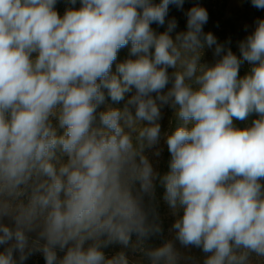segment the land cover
Segmentation results:
<instances>
[{
    "label": "clouds",
    "instance_id": "clouds-1",
    "mask_svg": "<svg viewBox=\"0 0 264 264\" xmlns=\"http://www.w3.org/2000/svg\"><path fill=\"white\" fill-rule=\"evenodd\" d=\"M184 2L80 0L61 16L57 0H0V264L33 251L46 264H133L125 250L181 264L172 241L145 247L160 231L145 205L157 182L177 217L175 240L210 254L203 264H264V19L238 57L203 31L200 6L174 38L175 19L153 30ZM129 44L135 58L113 73ZM213 46L220 59L202 63ZM133 89L123 108L97 111L106 94L119 103ZM161 141L171 157L163 175L146 155L159 157ZM112 244L123 250L108 258ZM57 249H67L62 258Z\"/></svg>",
    "mask_w": 264,
    "mask_h": 264
},
{
    "label": "rangeland",
    "instance_id": "rangeland-1",
    "mask_svg": "<svg viewBox=\"0 0 264 264\" xmlns=\"http://www.w3.org/2000/svg\"><path fill=\"white\" fill-rule=\"evenodd\" d=\"M154 3H159L160 0H153ZM193 6H200L207 10L208 12V22L203 26V31L205 33L211 32L217 39L219 44L224 45L225 50L231 49V51L240 56L239 44L240 42L246 40L247 36L252 34L256 27V21L259 19H264V9H257L252 6L251 0H185L183 8L178 9L176 6L170 5L168 16L166 17L165 24L159 26L157 24H152L153 30L160 34L167 30V23L171 19H175L177 22V27L171 35L173 38L176 33L187 30V15L186 13ZM79 8L80 0H76V4L72 5L69 0H57L55 6L56 11L63 16L64 12L68 8ZM215 46L212 48L205 47L202 63H207L208 65H213L217 60L220 59L219 56L214 55ZM135 58L130 56V44L129 46L122 48L117 56L116 62L112 66L113 73L116 72V65L118 63L124 62L126 59ZM251 65L248 62H244L239 71V75L242 77L249 72ZM169 73L173 70L168 69ZM171 87V83L164 90L165 92ZM106 91V90H105ZM133 92L125 94L124 100L119 103H113L110 98H107L104 105L98 108L99 111L105 110L107 106L120 107L123 108L127 103V100L131 97ZM155 95V94H153ZM256 117H251L248 121H234L236 127L244 128L251 125V120ZM170 120H172V109L170 106L165 105L162 108V119L160 121L162 126V132L169 130ZM56 123L55 121L53 122ZM62 132V130H59ZM162 149L161 155L155 157L152 155L151 150L146 151L150 161L153 163L154 168L161 174H165L169 171V161L171 159L170 153L167 151V146L161 141L159 146ZM139 185H137L138 187ZM165 188L156 183L154 196L152 198L145 197V205L149 209V220L156 225H159L160 231L154 232L145 240V247L147 248H157L162 246L168 241H172L175 247L182 254L184 259L181 260V264H203L204 259L208 253H204L202 249L196 247L184 248L180 245L179 241L175 240V230L173 229V224L176 220V216L172 214L171 209L164 200ZM182 215V213H181ZM3 223L13 225V222L9 218H4ZM35 233H31L30 237L35 238ZM135 239V236H133ZM43 243V241H42ZM90 243V242H88ZM6 246L0 245V252L4 250ZM87 247V243L85 245ZM57 249L58 258H62L65 253ZM123 250L118 244H112L102 249L105 256L110 258L117 252ZM133 264H150L147 257H143L138 253H133L131 250H125ZM14 259L16 264H46L44 255L40 251H33L31 255L27 257L23 262L19 259V252H14Z\"/></svg>",
    "mask_w": 264,
    "mask_h": 264
}]
</instances>
